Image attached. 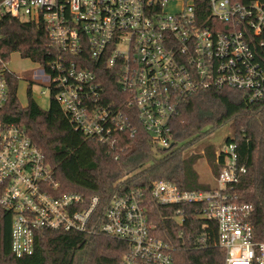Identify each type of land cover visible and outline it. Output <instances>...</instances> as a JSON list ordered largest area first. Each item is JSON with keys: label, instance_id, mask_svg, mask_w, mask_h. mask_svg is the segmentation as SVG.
Wrapping results in <instances>:
<instances>
[{"label": "built area", "instance_id": "built-area-1", "mask_svg": "<svg viewBox=\"0 0 264 264\" xmlns=\"http://www.w3.org/2000/svg\"><path fill=\"white\" fill-rule=\"evenodd\" d=\"M6 14L45 26L49 71L40 65L34 78L47 82L77 129L100 142L118 130L133 135L138 120L156 145L172 146L170 120L200 89L264 97V67L252 46H264V0H0V19ZM91 62L115 70L124 99L104 98L100 67ZM9 71L0 58V208L11 216L14 254H31L44 230L98 232L128 243L120 264H174L171 246L152 234L142 192L117 196L104 210L97 195L59 192L43 150L4 114ZM221 151L217 187L183 190L160 178L151 195L162 204H204L226 264H264L252 206L229 191L245 168L237 167L234 144ZM176 216L184 220L180 210Z\"/></svg>", "mask_w": 264, "mask_h": 264}, {"label": "trees", "instance_id": "trees-1", "mask_svg": "<svg viewBox=\"0 0 264 264\" xmlns=\"http://www.w3.org/2000/svg\"><path fill=\"white\" fill-rule=\"evenodd\" d=\"M256 60L264 67V46L252 44ZM51 45L43 24L4 15L0 19V58L11 53L39 63L49 71ZM100 67L105 86L104 98L124 99L114 69ZM20 77L7 72L9 100L4 109L8 121L24 126L32 140L45 153L59 182V192L97 195L102 210L117 196L134 191L143 194L152 234L171 246L174 264H226V250L218 242L216 221L204 214V204H162L151 195L155 180L173 181L183 190L212 188L200 181L198 160L205 157L218 175L225 152L208 144L203 153L184 155L185 149L204 140L217 129L231 124L226 145H235L237 167H244L229 191L236 200L252 206L250 222L258 239L264 238V97L251 101L247 93L234 88H204L179 107L170 120L173 145L160 147L135 120L129 129L118 130L111 142H100L77 129L54 96L48 109L32 98L29 83L28 104L18 97ZM180 210L184 220L176 216ZM11 216L0 208V264H120L129 246L125 240L104 233L44 230L35 241L34 251L18 257L11 246Z\"/></svg>", "mask_w": 264, "mask_h": 264}, {"label": "rangeland", "instance_id": "rangeland-1", "mask_svg": "<svg viewBox=\"0 0 264 264\" xmlns=\"http://www.w3.org/2000/svg\"><path fill=\"white\" fill-rule=\"evenodd\" d=\"M8 67L20 77L18 81V97L21 105L26 106L28 104L27 90L29 83L33 81L31 86L32 98L41 108L48 109L52 98L50 87L41 78H34V75L41 70L40 64L29 58L22 57L18 52H14L10 55ZM232 133V125L230 123L226 124L209 134L204 140L185 149L184 155L203 153L205 146L208 144H213L217 152H219L220 149L225 147V140ZM195 167L202 183L210 185L211 188L218 186V175L205 157L200 158Z\"/></svg>", "mask_w": 264, "mask_h": 264}]
</instances>
